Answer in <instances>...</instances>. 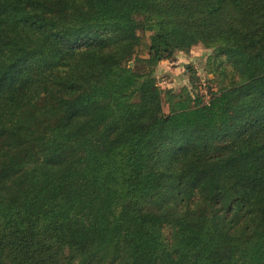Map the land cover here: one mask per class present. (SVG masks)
<instances>
[{
	"label": "trees",
	"instance_id": "16d2710c",
	"mask_svg": "<svg viewBox=\"0 0 264 264\" xmlns=\"http://www.w3.org/2000/svg\"><path fill=\"white\" fill-rule=\"evenodd\" d=\"M0 264H264V0H0Z\"/></svg>",
	"mask_w": 264,
	"mask_h": 264
},
{
	"label": "rangeland",
	"instance_id": "374dc122",
	"mask_svg": "<svg viewBox=\"0 0 264 264\" xmlns=\"http://www.w3.org/2000/svg\"><path fill=\"white\" fill-rule=\"evenodd\" d=\"M142 35V45L140 51L145 49V43L148 41L150 32L139 31ZM211 49L199 43L195 45L190 52H178V56L174 60H163L159 63L156 74L159 83L163 87L174 86L180 88L183 85L191 86L192 73L200 75L203 80L202 92L207 94L208 88L206 78L212 77V74L206 72V62Z\"/></svg>",
	"mask_w": 264,
	"mask_h": 264
},
{
	"label": "water",
	"instance_id": "95a60500",
	"mask_svg": "<svg viewBox=\"0 0 264 264\" xmlns=\"http://www.w3.org/2000/svg\"><path fill=\"white\" fill-rule=\"evenodd\" d=\"M131 65H132V62H131Z\"/></svg>",
	"mask_w": 264,
	"mask_h": 264
}]
</instances>
